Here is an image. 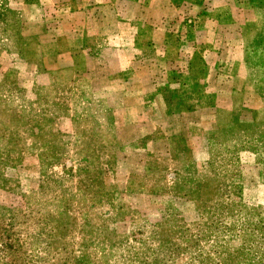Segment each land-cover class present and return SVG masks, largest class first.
<instances>
[{"label":"rangeland","instance_id":"obj_1","mask_svg":"<svg viewBox=\"0 0 264 264\" xmlns=\"http://www.w3.org/2000/svg\"><path fill=\"white\" fill-rule=\"evenodd\" d=\"M14 4L0 0V264H264V129L116 185L99 173L116 147L89 144L109 132L46 79L31 48L43 26L24 33Z\"/></svg>","mask_w":264,"mask_h":264},{"label":"crops","instance_id":"obj_2","mask_svg":"<svg viewBox=\"0 0 264 264\" xmlns=\"http://www.w3.org/2000/svg\"><path fill=\"white\" fill-rule=\"evenodd\" d=\"M13 1L24 33L43 26L31 48L46 79L109 132L89 144L116 147L99 172L116 185L143 187L154 161L189 169L223 132L264 129V0Z\"/></svg>","mask_w":264,"mask_h":264}]
</instances>
